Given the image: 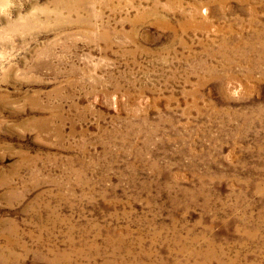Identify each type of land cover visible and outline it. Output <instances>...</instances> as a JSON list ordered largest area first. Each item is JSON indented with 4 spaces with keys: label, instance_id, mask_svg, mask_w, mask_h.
Wrapping results in <instances>:
<instances>
[{
    "label": "rangeland",
    "instance_id": "374dc122",
    "mask_svg": "<svg viewBox=\"0 0 264 264\" xmlns=\"http://www.w3.org/2000/svg\"><path fill=\"white\" fill-rule=\"evenodd\" d=\"M0 264H264V0H0Z\"/></svg>",
    "mask_w": 264,
    "mask_h": 264
}]
</instances>
